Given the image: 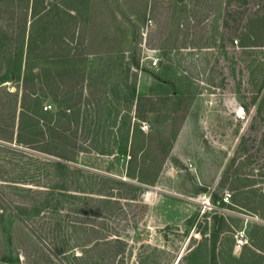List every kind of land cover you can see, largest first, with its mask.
<instances>
[{
    "label": "rangeland",
    "instance_id": "obj_1",
    "mask_svg": "<svg viewBox=\"0 0 264 264\" xmlns=\"http://www.w3.org/2000/svg\"><path fill=\"white\" fill-rule=\"evenodd\" d=\"M15 2L0 264H264V0Z\"/></svg>",
    "mask_w": 264,
    "mask_h": 264
},
{
    "label": "trees",
    "instance_id": "obj_2",
    "mask_svg": "<svg viewBox=\"0 0 264 264\" xmlns=\"http://www.w3.org/2000/svg\"><path fill=\"white\" fill-rule=\"evenodd\" d=\"M245 2V0H244ZM16 2L15 0H0V16L2 12H12L15 14L16 10ZM22 6V5H21ZM18 4V8H20ZM22 9H20L21 12ZM34 12V11H33ZM247 26V28H246ZM246 31L243 33V41L241 46H264V12L260 14H256V17H251L246 24ZM1 28V27H0ZM24 35L26 34V28H24ZM34 24L31 23L28 32V41L32 39ZM247 39H244L246 38ZM29 44V42H28ZM28 52V48H27Z\"/></svg>",
    "mask_w": 264,
    "mask_h": 264
},
{
    "label": "built area",
    "instance_id": "obj_3",
    "mask_svg": "<svg viewBox=\"0 0 264 264\" xmlns=\"http://www.w3.org/2000/svg\"><path fill=\"white\" fill-rule=\"evenodd\" d=\"M157 61H158L157 59H154L153 63H154V64H157ZM244 241H246L245 235H244V234H241V235H240V238H239V240H238V245H239V246L244 245V244H245Z\"/></svg>",
    "mask_w": 264,
    "mask_h": 264
}]
</instances>
